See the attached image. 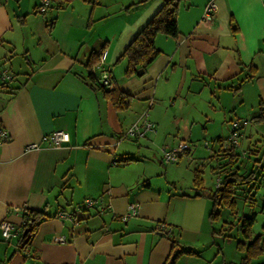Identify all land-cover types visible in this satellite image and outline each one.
I'll return each instance as SVG.
<instances>
[{
    "label": "crops",
    "instance_id": "1",
    "mask_svg": "<svg viewBox=\"0 0 264 264\" xmlns=\"http://www.w3.org/2000/svg\"><path fill=\"white\" fill-rule=\"evenodd\" d=\"M208 1L180 0L178 35L157 33L158 56L141 75L126 77L119 56L162 0H50L45 9L41 0H0V83L3 71L28 78L14 96L0 92V127L9 134L0 143V223L13 224L8 238L0 226V264H164L171 237L176 248L193 251L176 263L216 264V251L207 257L200 246L213 252L215 244L232 243L231 235L222 233V224L215 229L210 199L195 195L194 172L190 184L168 179L172 167L156 144L191 140L200 128L221 137L235 120L242 123L240 140L250 144L264 131L262 122L249 120L260 101L264 107V0H214L215 11L204 16ZM102 49L105 59L92 70L99 79L106 70L112 86L129 95L125 109H115L86 79L87 62ZM145 111L155 131L121 137ZM59 129L69 133L68 141L42 143ZM29 143L39 147L27 150ZM216 149L206 158L210 168ZM238 192L248 195L243 201L251 213L263 210L264 176L253 196L238 190L235 200ZM86 198L92 205H82ZM131 202L139 204L137 211L123 220ZM28 208L49 217L20 248ZM60 209L71 219L58 217ZM229 214L226 230L243 215L237 202ZM258 234L264 238V230ZM240 253L228 261L223 253L221 264L239 263Z\"/></svg>",
    "mask_w": 264,
    "mask_h": 264
},
{
    "label": "trees",
    "instance_id": "2",
    "mask_svg": "<svg viewBox=\"0 0 264 264\" xmlns=\"http://www.w3.org/2000/svg\"><path fill=\"white\" fill-rule=\"evenodd\" d=\"M162 1L163 3L161 7L137 32V34L127 44L122 54L119 56V59L126 60V67L124 70V75L126 77L138 74L139 69H142L144 73L146 67L158 56L160 50L154 44V39L157 33L161 32L172 37H176L178 35L179 31L177 26V13L180 0ZM97 60L99 61V54L92 56L87 62L89 72L86 76V79L91 86L102 91L103 96L111 101L115 109L120 110L127 108L129 95L119 89L117 86L109 88L105 84L102 85L100 79L97 78L96 74L93 72L92 67L97 62ZM251 76L252 75L250 74L249 77ZM27 79L28 78L21 80L16 78L13 74H10V78L3 79L4 81L0 83V92H4L12 97L15 95L18 89L25 84ZM259 111L260 112L257 116H252L249 120L259 123L262 122L264 124V107L262 101L259 102ZM238 130L239 129H237V136ZM229 139L231 140L229 145L228 142H224L222 137H217L214 140L218 143V149L213 151V157H215L216 162L210 168L212 173L217 176V181L214 186L205 185L202 176L203 171L201 169L197 168L193 173L192 182L196 190L195 195L207 196L212 202L209 213L211 220L219 218L220 209H222V207H226L230 211L234 212L236 208V191L248 189V193L253 196L251 189L255 188L257 183H259L260 178L264 176V164H262L264 150L262 152L261 148L256 150L249 148L250 150L248 154L245 153V155H248L246 162H248V160L252 161L249 168L248 165L240 160L241 156L236 151L238 138L236 143L232 141L230 136ZM126 159L133 158L128 157L124 160ZM247 196L248 195H245L243 198L247 199ZM82 205L88 206L85 204V200ZM65 211L66 210L64 209H60L57 212V216L60 217L59 212ZM44 217H49V215H46L43 209L28 208L23 211L21 234L18 238V245L20 248H25L27 245H29L32 235L37 230L40 221L43 220ZM255 220V212L251 213L250 215H241L237 220L240 224L239 231L242 237L247 240L246 242L239 240L236 243L237 249L243 251L244 253L241 260L237 264H249L251 259L261 255L264 251V238H262L260 234L253 235L252 233V225ZM166 228H169L170 230V227L167 225ZM25 229H27V232L23 235ZM169 230H167V233H169ZM171 240V252L164 264H175L178 256L183 252L193 253L192 250L176 248L179 243L178 240L173 239V237H171Z\"/></svg>",
    "mask_w": 264,
    "mask_h": 264
},
{
    "label": "rangeland",
    "instance_id": "3",
    "mask_svg": "<svg viewBox=\"0 0 264 264\" xmlns=\"http://www.w3.org/2000/svg\"><path fill=\"white\" fill-rule=\"evenodd\" d=\"M205 98H207V96ZM202 100H204V99H202ZM236 113H237V111H236ZM209 122H210V120L207 122V124H208L207 127L209 126V128H210L211 125ZM259 128H261V126H259ZM222 130H223V133L220 134V136L224 139V142H228V145H229V142L231 141L229 139V136L231 135L232 127H231V125L229 127L225 126ZM197 131L198 130L194 131V133L191 136V138H192L191 140L185 139V142L190 147L189 153L183 154L181 156L179 155L180 157L178 156L176 161L169 162L170 164H169L168 168H170V167H172V168L168 170V172H169V178L168 179L172 180L175 178V179H179V180L181 179L183 181L187 179L189 181V178H188L189 176L191 179L190 174L194 172L195 168L200 166L202 168V171H203L202 176H203L205 185L206 186H214L216 181H217V176L212 173V171L210 169V164H209L210 161L208 163H206V158L208 157L209 154L212 153L211 150L216 149V147H217V144H216L217 142L214 141L216 135L215 134H206V132L203 131L201 128L199 129L198 133H196ZM208 133H210V132H208ZM208 135H210V136H208ZM209 137H211V138H209ZM186 138H187V136H186ZM237 138L239 141L241 136L238 134ZM259 141L261 143H264V131H261V132L258 131V134L254 133V137L252 138L251 144L249 142H245L244 139H241L238 142L239 144L237 146V150H238L237 152L240 154V156H241L240 160L243 161V163L246 164V161H247L248 155H245V153L247 152L246 149L250 148V149L256 150V149L261 148L262 152H263V150H264L263 146L264 145L263 144L260 145ZM156 144L158 145L159 150H161L162 146L174 147L177 145V143L174 145L164 143L161 139L156 140ZM256 145H258V147H256ZM243 147H245L244 148L245 151L243 150ZM160 152L162 153V151H160ZM202 163L205 165L201 166ZM247 163H249V162H247ZM249 168H250V166H249ZM189 184H190V181H189ZM189 184H187V185H189ZM261 192H263L262 188H260V193ZM236 202H237V210H238V213L240 215L241 214L249 215L254 210V208H251V206H249L248 203H244L242 195L240 192L237 193ZM257 209H259V208H257ZM220 211H222L223 215H220L219 218L211 220V221H214L213 225H215V229L217 230V232H219L222 229L221 228V224H222L223 225L222 231H224L222 233L231 235L230 239L233 242L230 244L225 243L226 245L223 243V241L218 243V244H215L214 245L215 248L213 249V252L206 250V245H204L203 247L200 246V248H199V251H202V253L205 256L207 255V257H212V255L216 251V253L214 255L216 264L222 263L223 253H226V255H225L226 261H228L229 257H231L230 259H232L233 257H236L235 255H237V254H239V256L242 255L240 253V250L238 252L237 247H235L238 240H243V237L239 231V225L240 224L238 221H234V223L230 222L229 225H231V228L226 230L227 225L224 223L223 219L227 215H230L229 209H227L226 207H222V209ZM231 217L232 216L230 215V219H232ZM252 228H253V231L255 234H258L264 230V208L262 211L257 212L256 220L253 223ZM221 236H222V234H221ZM221 236H217V237L223 239V237H221ZM218 246L221 248L223 253L217 252ZM185 258H187V257H184V259ZM236 261H238V260H236ZM179 262L182 263V261H178L175 264H178ZM260 263H264V253H263L262 257H259L256 260L253 259L249 264H260Z\"/></svg>",
    "mask_w": 264,
    "mask_h": 264
},
{
    "label": "built area",
    "instance_id": "4",
    "mask_svg": "<svg viewBox=\"0 0 264 264\" xmlns=\"http://www.w3.org/2000/svg\"><path fill=\"white\" fill-rule=\"evenodd\" d=\"M49 2H50V0H41L42 9H44L46 6H48ZM215 8H216L215 1L209 0L206 4L205 8H204V16L213 13L215 11ZM98 54H99L98 63L100 64L105 59L106 50L102 49L98 52ZM99 64H98V67H99ZM2 78L8 79V78H10V74L7 71H3ZM100 81L103 82L109 88L113 87L111 82H110V76L106 70L103 71V74L100 77ZM143 115H144V120H142L141 122H139V120H136L120 136L121 137L128 136L131 138H137V137L145 136L148 133L154 132L155 131L154 124L146 118L147 111H145L143 113ZM231 124H232V130H231L230 138L232 139L233 142L236 143L237 142V129L241 125V122L238 120H235ZM8 137H9L8 132L4 128L0 127V143L7 141ZM69 137L70 136H69V133L67 131L59 129V130H53L50 133H48L47 135L43 136L41 141H42V143H47V144H51V145L52 144L58 145L61 142L68 141ZM38 147H39V143H29L26 145L27 150L38 148ZM189 150H190V147L185 141L179 142L174 147L162 146L161 147L162 159L167 163L171 162V161H176L179 154H182L183 152L189 151ZM92 203H93V200L91 198L85 199L86 205L90 206ZM138 206H139V204L137 202L129 203L128 207H127V212H125L122 215V219L126 220L127 217H129L132 214H135ZM59 216L71 219V214L66 212V211L65 212H59ZM0 226L2 229V236L4 238H8L12 232L13 224L8 220H3L0 223ZM161 227L165 229L166 225L164 223H162Z\"/></svg>",
    "mask_w": 264,
    "mask_h": 264
},
{
    "label": "water",
    "instance_id": "5",
    "mask_svg": "<svg viewBox=\"0 0 264 264\" xmlns=\"http://www.w3.org/2000/svg\"><path fill=\"white\" fill-rule=\"evenodd\" d=\"M142 72H143V70H142V69H139V70H138V74H140V75H141V74H142ZM102 85H104V83H103V82H102ZM26 232H27V229H25V230H24V232H23V235H24Z\"/></svg>",
    "mask_w": 264,
    "mask_h": 264
}]
</instances>
